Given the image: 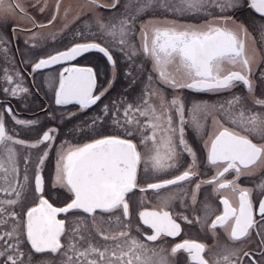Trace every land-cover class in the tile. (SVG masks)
Instances as JSON below:
<instances>
[{
    "label": "snow or ice",
    "instance_id": "1",
    "mask_svg": "<svg viewBox=\"0 0 264 264\" xmlns=\"http://www.w3.org/2000/svg\"><path fill=\"white\" fill-rule=\"evenodd\" d=\"M0 73V264H264V0H0Z\"/></svg>",
    "mask_w": 264,
    "mask_h": 264
},
{
    "label": "flooded vegetation",
    "instance_id": "2",
    "mask_svg": "<svg viewBox=\"0 0 264 264\" xmlns=\"http://www.w3.org/2000/svg\"><path fill=\"white\" fill-rule=\"evenodd\" d=\"M79 1H84V0H74V1H71L69 5H72L73 8L75 9V6L78 5V4H80ZM25 2H28V0H25ZM51 2H55V0H51ZM61 2H62V4H63L64 7H67L68 6V3L66 2V0H61ZM31 3H35V1L34 0H31ZM29 11H32V9L29 8ZM62 12H63V9H62ZM32 14L33 15H36L37 16V19L40 20L41 22H43V20H44V14H39L38 15L36 11H32ZM57 25H61V24L60 23H57L55 26H57ZM69 39H71V35L70 34H68L63 39V41H67ZM20 44H21V46H23V41L22 40L20 41ZM53 68L54 69L59 68V65L53 66ZM29 71H31V69H29ZM0 77H2V73H0ZM0 83H2V79H0ZM49 95H51V93H49ZM197 98H200V99L208 100L209 101V100H212V99H215V98L218 99L219 97L216 94H213V93H204V94H200ZM2 99H3V96H0V100H2ZM37 102L40 103L39 100ZM13 103L15 104V101H13ZM16 106L19 107L20 110H21V112H22L21 118H32L31 112H25L24 109H23V107L21 105H16ZM93 107H95V106H93ZM32 111H35L37 113L39 112L38 109H32ZM192 136H193V133L192 132H189V139L190 140H191ZM249 186H251V185H249Z\"/></svg>",
    "mask_w": 264,
    "mask_h": 264
},
{
    "label": "rangeland",
    "instance_id": "3",
    "mask_svg": "<svg viewBox=\"0 0 264 264\" xmlns=\"http://www.w3.org/2000/svg\"><path fill=\"white\" fill-rule=\"evenodd\" d=\"M35 1V0H34ZM71 1H74V0H66V2L68 3V5L70 4V2ZM65 2V3H66ZM80 2V4H82V3H84V1H79ZM61 27V25H57V26H55V27H53V28H51V30L50 29H46L45 31H56L57 29H59ZM71 35V34H70ZM70 40L71 39H69V40H67V41H63V43H69L70 42ZM51 43V42H50ZM200 99V98H199ZM215 100H217V98H215V99H212V100H209L210 102H212V101H215ZM38 103V102H37Z\"/></svg>",
    "mask_w": 264,
    "mask_h": 264
}]
</instances>
